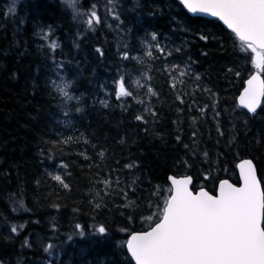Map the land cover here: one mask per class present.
Instances as JSON below:
<instances>
[{
    "label": "trees",
    "instance_id": "16d2710c",
    "mask_svg": "<svg viewBox=\"0 0 264 264\" xmlns=\"http://www.w3.org/2000/svg\"><path fill=\"white\" fill-rule=\"evenodd\" d=\"M121 2L126 9L132 5V0ZM140 2L144 7L138 9L141 13L139 24L133 23L137 19L134 12L124 13L127 17L125 27L133 28L127 37L108 19L95 31L87 32L86 38L78 41L77 48L73 44L76 24L71 20L70 10L66 14L61 12L60 0H17L15 21L2 14L13 0H0V223L7 218L24 224L17 237L7 242L0 240V259L7 264H16L17 259L21 264H47V254L43 253L40 241L48 242L49 238L59 248V261L51 258L54 264H112L116 258L125 259L115 257L113 252L116 242L127 237L119 228L129 226L139 230L142 227L140 218L136 217L134 225L129 224L127 215L131 209L120 206L124 203L122 197L109 196L101 208L89 203L98 172L106 178L110 169H116L113 179L118 173L122 181L132 175L138 176L137 191L131 199L147 196L150 187L164 185L172 173L192 175L194 188L203 185L213 189L217 174L237 182L235 165L242 158L252 159L259 178L264 180V143L259 142L264 138V111L258 109V114L249 119L247 126L243 116L232 112L231 98L237 94L238 84L234 74L227 73L226 68L234 66L236 56L223 25L206 17L196 16L190 21L179 17L187 30L174 29L171 17L180 11L174 0ZM82 3L87 8L91 0H82ZM149 10L154 15H149ZM101 15H104L103 8ZM37 18L55 23L52 39L59 43L56 59L66 62L67 78L76 79L73 91L83 94L84 111L69 114L71 126L62 123L64 113L59 111L56 99L49 96L45 88L46 61L39 50L40 39L33 36V20ZM20 19H25L26 23L20 24ZM145 28L157 31L162 44L182 47L183 54H176L175 58L188 60L190 57L192 72L201 76L200 87L211 88L218 94L223 137L216 131L211 111L206 109L207 118L200 117L195 107L189 113L187 105L175 101L166 77L158 72H153V84L160 93L159 99L152 98L154 110L159 113L155 121L143 113L142 105L137 103L144 98L142 93L135 99L126 97L116 102L114 94L105 97L104 91L97 89L98 84L112 85L122 64L117 55L118 47L127 43L139 49ZM201 32L209 37L208 40L199 39ZM97 47L101 48L103 56L95 51ZM123 63L130 70L136 66L135 61ZM239 65L247 78L250 60L246 69L242 59ZM47 66L51 67L50 61ZM135 75L138 72H133V78ZM195 83L188 79L183 85L177 84V90L191 95V98L185 96L189 104L194 99L203 106L209 102L208 96L197 89ZM97 94L98 98L94 99ZM100 99H108L110 107L101 105ZM71 103L76 105L75 101ZM177 107H183L184 111L178 113ZM137 114H144L148 123L136 121ZM192 116L197 119L193 121ZM193 131L197 132L195 155L184 148V144L192 145ZM177 135L181 136L180 142L176 140ZM232 136L236 140L229 144ZM69 137L72 139L67 143L53 144V141ZM122 137L125 142L119 143ZM102 149L106 153L104 158L98 155ZM205 151L207 159L202 156ZM185 159L190 168L177 164ZM133 160L138 167L130 172L124 164ZM208 172L213 179L206 181L204 176ZM52 175H60L69 189L53 180ZM10 192H22L29 211L11 212L7 199ZM54 204L59 207H53ZM75 223L83 226L105 223L109 238L92 243L88 238L76 236L67 241L66 236ZM53 224L58 228L56 233L51 232ZM26 237L32 247L22 249Z\"/></svg>",
    "mask_w": 264,
    "mask_h": 264
},
{
    "label": "snow or ice",
    "instance_id": "6c2138e0",
    "mask_svg": "<svg viewBox=\"0 0 264 264\" xmlns=\"http://www.w3.org/2000/svg\"><path fill=\"white\" fill-rule=\"evenodd\" d=\"M16 2L17 0H13L11 5L6 6L2 13L5 18L11 16L15 21ZM174 2L180 9L171 17L174 29L186 31L187 25L178 18L184 17L190 21L197 14L214 17L222 22L223 29L232 42L233 55L236 56L234 66L226 68L227 73L234 74L238 84L237 94L231 98L234 105L232 112L243 116L244 124L247 126L249 119L258 114V109L264 111V0H174ZM60 7L61 12L65 14L70 10L71 20L77 27L73 44L79 48L78 41L86 38L87 32L95 31L108 19L127 37L133 32V28L125 27L127 17L124 13L134 12L137 19L133 23L139 24L141 13L138 9H143L144 5L140 0H132L131 7L126 9L121 0H91L90 5L85 8L82 0H60ZM101 8L104 11L103 16ZM149 15H154V12L149 10ZM19 23L25 24L26 20L20 19ZM55 27L54 22L45 23L43 19L37 18L33 20V36L40 39L39 50L44 53L46 61L45 88L49 96L56 99L59 111L64 113L65 119L62 123L71 126V120L67 117L73 111L77 113L84 111V99L83 94L77 95L73 91L76 79L67 78L66 62L56 59L55 51L59 43L52 39ZM81 28L84 31H80ZM158 37L157 31L145 28L144 35L140 37L139 49L127 43L118 47L117 55L122 62L121 67L117 69L111 86L106 83L98 84L97 89H102L105 97L114 94L116 102L126 97L135 99L142 93L144 98L137 100V103L142 105L143 113L155 121L159 113L154 110L152 98L159 99L160 93L153 84V72H158L166 77L175 101H178L179 105H187L189 113L195 107L200 117L207 118L206 109L210 110L213 120L216 121V131L223 137L218 94L211 88L200 87L201 76L192 72L190 57L188 60L175 58L176 54H183L182 47L162 44ZM208 38L203 32L199 33L200 40L206 41ZM220 43L223 47L222 38ZM95 51L103 56L101 48L97 47ZM133 52L136 54L133 55ZM241 59L244 61L245 69L250 60L251 69L248 70L247 78H244V69L239 65ZM48 61L51 67L47 66ZM131 61H135L138 67L133 66L130 70L123 63ZM37 72H40L39 66ZM133 72H138L134 78ZM188 79L194 80L195 87L207 94L208 103L201 106L193 99L189 104L185 96L191 98V95L177 90V84L183 85ZM96 98L98 94L94 97ZM72 101H75L76 105H72ZM99 103L105 108L110 107L108 99H100ZM183 111V107H177L178 113ZM191 118L193 121L197 119L196 116ZM135 120L148 123L144 114H137ZM196 137L197 132L193 131L192 145L184 144V148L191 150L193 155L197 151ZM71 139L69 137L64 141H53V144L67 143ZM176 140L180 142L181 136L177 135ZM235 140L236 137L232 136L229 144ZM124 142L122 137L119 143ZM259 142L264 143V138ZM105 154L103 149L98 153L100 158H104ZM202 156L207 159L208 153L205 151ZM177 164H182L185 168L191 167L187 159L177 161ZM137 167L138 163L135 160L124 164V168L130 172ZM235 168L239 172L237 182L221 178L217 174L211 190L203 185L194 188L192 175L172 173L167 176L164 185L150 187L147 196L137 199H131L130 196L137 191L138 176L132 175L122 181L118 173L113 179L116 169H110L106 178L98 172L89 203L94 208H101L109 196L122 197L124 203L120 206L131 209L127 215L129 224L134 225L136 217L139 216L142 225L139 230L129 226L119 228L127 237L116 242L113 252L115 257L123 256L125 259L116 258L112 264H264V180L258 177L257 167L252 159L239 160ZM52 179L64 189H69V184L60 175H52ZM204 179L206 181L213 179L211 172L205 173ZM7 199L11 212L29 211L22 192L19 194L10 192ZM53 207L58 208L59 205L54 204ZM75 211L78 209H74ZM23 228L24 224H17L5 218L4 222L0 223V240L5 242L12 240ZM51 232H58L55 224L51 226ZM76 236L88 238L92 243H96L109 238V229L105 223L88 226L75 223L66 240L72 241ZM31 247L32 244L26 237L21 248ZM40 247L43 253L47 254V264H54L51 259L53 257L55 261H59V248L51 238L48 242L41 240ZM0 264L7 262L0 259ZM16 264H21V261L17 259Z\"/></svg>",
    "mask_w": 264,
    "mask_h": 264
},
{
    "label": "water",
    "instance_id": "95a60500",
    "mask_svg": "<svg viewBox=\"0 0 264 264\" xmlns=\"http://www.w3.org/2000/svg\"><path fill=\"white\" fill-rule=\"evenodd\" d=\"M189 15H191L192 16V14H189ZM196 16H198V17H206V18H211V19H216V18H214V17H207V16H203L202 14H197ZM221 24H222V22H220ZM244 159H250V158H244ZM255 164V163H254ZM237 173H238V177H239V172H238V170H237ZM258 173V172H257ZM259 177V176H258Z\"/></svg>",
    "mask_w": 264,
    "mask_h": 264
}]
</instances>
